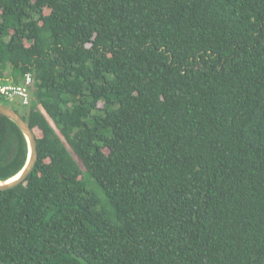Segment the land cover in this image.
<instances>
[{
  "label": "trees",
  "instance_id": "obj_1",
  "mask_svg": "<svg viewBox=\"0 0 264 264\" xmlns=\"http://www.w3.org/2000/svg\"><path fill=\"white\" fill-rule=\"evenodd\" d=\"M5 66L0 264H264V0H0Z\"/></svg>",
  "mask_w": 264,
  "mask_h": 264
},
{
  "label": "water",
  "instance_id": "obj_2",
  "mask_svg": "<svg viewBox=\"0 0 264 264\" xmlns=\"http://www.w3.org/2000/svg\"><path fill=\"white\" fill-rule=\"evenodd\" d=\"M0 114L9 118L20 128L28 144V156L22 169L19 172H17L14 176L8 178L7 180L0 181V190H6L20 184L22 181L25 180V178L28 176L33 166L35 165L38 152H37L35 135L31 127L27 123V121L15 109L11 108L10 106L2 102H0ZM18 264H33V263H18Z\"/></svg>",
  "mask_w": 264,
  "mask_h": 264
},
{
  "label": "built area",
  "instance_id": "obj_3",
  "mask_svg": "<svg viewBox=\"0 0 264 264\" xmlns=\"http://www.w3.org/2000/svg\"><path fill=\"white\" fill-rule=\"evenodd\" d=\"M33 75L25 72L20 82H14L6 77H0V97L15 101L16 105L29 106L31 102V86Z\"/></svg>",
  "mask_w": 264,
  "mask_h": 264
},
{
  "label": "rangeland",
  "instance_id": "obj_4",
  "mask_svg": "<svg viewBox=\"0 0 264 264\" xmlns=\"http://www.w3.org/2000/svg\"><path fill=\"white\" fill-rule=\"evenodd\" d=\"M11 70L16 73V70L12 69L10 66H5L3 68V70H2V73L6 75V74H9ZM4 101L9 106H15V104H16L15 101H10V100H6V99H4ZM15 107L19 108L18 106H15ZM20 108H22V107H20ZM88 187L91 188L93 186H92V184H90V185H88ZM97 191H98V193H99V195H100V197L102 199V206L106 205L107 204L106 203V198L104 197L102 191H100L99 189ZM106 208L110 209V207L108 205H107Z\"/></svg>",
  "mask_w": 264,
  "mask_h": 264
},
{
  "label": "crops",
  "instance_id": "obj_5",
  "mask_svg": "<svg viewBox=\"0 0 264 264\" xmlns=\"http://www.w3.org/2000/svg\"><path fill=\"white\" fill-rule=\"evenodd\" d=\"M5 77L10 79V80H12V81H14V73L12 72V70L10 71L9 74H6Z\"/></svg>",
  "mask_w": 264,
  "mask_h": 264
}]
</instances>
